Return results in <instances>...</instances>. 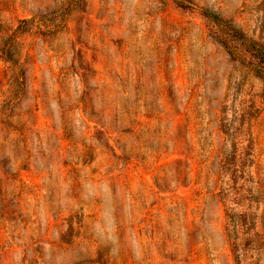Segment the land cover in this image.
<instances>
[{
	"label": "rangeland",
	"instance_id": "rangeland-1",
	"mask_svg": "<svg viewBox=\"0 0 264 264\" xmlns=\"http://www.w3.org/2000/svg\"><path fill=\"white\" fill-rule=\"evenodd\" d=\"M202 9L264 45V0H0V264H264V79Z\"/></svg>",
	"mask_w": 264,
	"mask_h": 264
},
{
	"label": "trees",
	"instance_id": "trees-1",
	"mask_svg": "<svg viewBox=\"0 0 264 264\" xmlns=\"http://www.w3.org/2000/svg\"><path fill=\"white\" fill-rule=\"evenodd\" d=\"M201 14L208 19L217 29L218 37L216 42L223 47L226 53L239 65L245 67L255 76L264 79V45L259 40L247 36L239 27L231 24L227 19L218 13L202 9ZM227 215L228 236L233 241L236 240L237 223L236 216Z\"/></svg>",
	"mask_w": 264,
	"mask_h": 264
}]
</instances>
